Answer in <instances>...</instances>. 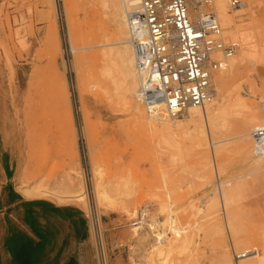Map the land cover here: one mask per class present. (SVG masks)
<instances>
[{
    "label": "rangeland",
    "instance_id": "374dc122",
    "mask_svg": "<svg viewBox=\"0 0 264 264\" xmlns=\"http://www.w3.org/2000/svg\"><path fill=\"white\" fill-rule=\"evenodd\" d=\"M246 1L252 5L235 23L252 39L250 60L217 99L224 122L218 129L205 127L198 148L197 132L170 140L125 107L117 88L119 67L109 66L111 78L104 74L105 55L115 47L103 45L115 40L116 27L101 0H0V206L12 191L22 195V182L64 194L84 185L86 207L53 195L44 200L84 213L95 262L93 217L108 264H161L165 256L155 257L157 251L166 252L178 231L193 245L168 253L172 264H222L226 255L238 264L235 254L250 251L262 256L264 158L251 137V145L243 144L241 132L248 116L264 122V71L258 66L264 0ZM224 37L243 48L241 40L225 32ZM241 99L242 109L236 106ZM199 157L209 163L210 175ZM96 192L102 201L95 200ZM229 195L235 197L236 230L251 244L247 250L237 249L232 239ZM207 197L218 203L213 213ZM159 236L165 243L157 242Z\"/></svg>",
    "mask_w": 264,
    "mask_h": 264
},
{
    "label": "built area",
    "instance_id": "2783aa9c",
    "mask_svg": "<svg viewBox=\"0 0 264 264\" xmlns=\"http://www.w3.org/2000/svg\"><path fill=\"white\" fill-rule=\"evenodd\" d=\"M123 1L139 81L138 99L148 115L174 120L189 108H204L215 75L240 50L238 42L224 37L217 0ZM240 5L232 0L229 6L235 10ZM251 136L255 152L264 158V127L254 129ZM92 227L96 262L108 264L97 218L93 217ZM254 252L235 254V260L240 262Z\"/></svg>",
    "mask_w": 264,
    "mask_h": 264
},
{
    "label": "bare ground",
    "instance_id": "6f19581e",
    "mask_svg": "<svg viewBox=\"0 0 264 264\" xmlns=\"http://www.w3.org/2000/svg\"><path fill=\"white\" fill-rule=\"evenodd\" d=\"M231 1L232 0H217V2H216L217 16L219 18L221 27L224 30L225 34H227L229 36H233V37L241 40L243 42V48H242V44L239 42L240 50L237 52L236 56L233 57L228 62L226 69H224L223 71L220 72L221 76L218 77L216 83L214 84V88H213V91L211 93L210 99L206 103L205 107L204 108H189L179 118L171 120V119H167L166 117H163V116L158 117V118H156L155 116L154 117L150 116V115H148L147 109L144 110L141 107L142 104L140 103V101L138 99L139 81H138L136 71H135V59H134L133 50H132V47H131L130 41H129V33L127 31L128 27H127V19H126V12H127L126 4L124 3L123 0H101L103 5L105 6V8L108 10V12H107L108 15H110L112 18L111 22L116 27L115 40L113 42H111L110 40H107L106 41L107 43H105V45H103V47H115L114 49L109 50V56L105 55L104 74L107 78H111L112 74H111V71L109 69V66L110 65L115 66L116 68L119 67V70H120L119 75H121L122 80H120L119 83L117 84V88L119 89V91L122 92L121 93L122 101L125 104V107L127 108V110L130 112V114L133 115V118H139V119H142L144 121H147L153 127V129H155L161 136L168 137V138H170V140L173 138L180 137L181 135H187L190 132H192L191 133L192 135L197 132L199 137L202 138V139H200L198 137V140L194 139V141L197 142L198 148H201L203 146V143L205 140V127L208 128L207 130H209V127L210 128L212 127L215 129V128L219 127L218 123L224 122V119H221V115H224V114L223 113L221 114V112L219 111V108L217 107V99L222 96L223 88L225 87L226 84H228L227 82H229V80H232V78L235 76V74L239 70L243 69L246 62L250 60L249 49H251L253 47L252 42H251L252 39L250 38V36L245 37V36L241 35V31L239 30V28L236 26V23H235L236 19L238 17L242 16L245 10H249V8L252 5V2H247L245 0V1H243V5L241 2V5H242L241 9L236 11V9H238L241 6L240 5L238 8L235 9V11H233L230 9V6H229ZM235 42H237V41H235ZM258 66H259V72H260V74H262L264 71V55H262L260 57V60L258 61ZM237 104L238 105H236V106H239L241 109L245 107V105H243L242 99L238 100ZM145 111H146V113H145ZM239 112H241V110H239L237 113H239ZM242 113L243 112H241V114ZM260 127H264L263 121L262 122L259 121L258 119L254 118V116L253 117L248 116L245 118V120L243 121V131L241 132V137L244 139L243 140L244 145L245 144H249V145L252 144L253 139L251 136L252 132H250V130L251 129L254 130V129L260 128ZM250 137H251L252 141L249 139ZM172 142H176V141L173 140ZM252 148L254 149V145H252ZM199 161H200L201 165L203 163L205 164L204 168H208L209 163H207V160H205V158L199 157ZM210 174H211V171L208 168L207 169V175H210ZM28 186L29 185L26 182H22L21 186L18 187V191L25 198L44 199V198L48 197L49 195H53L55 200H57L59 202H74V203L80 204L82 207H86V205H87V196L85 195L86 189H85L84 185H80L79 190H77L76 193H74V194H64V193L56 192V191L50 192V191L43 189V188H40V187L35 188V189H28ZM96 188H98V187L96 186L95 189ZM99 190L100 189H97V191H99ZM66 192H68V191H66ZM97 194L95 196L96 197L95 200L96 201H102L103 198L101 196H99V194L98 195ZM100 194H103V193H101V191H100ZM105 198H107L106 195H105L104 199ZM211 200H213V201H211ZM208 201H209V205H208L207 209L209 212L213 213V210L217 208L218 203L216 200H214L210 197H207V201L205 202V204ZM234 202H235V197L233 195L227 196L226 203H225L228 210H229L227 222H228V224L232 230L230 232L232 233V239H233L235 247L237 249L247 250L251 246V244H249L248 238L241 237L240 232H238L236 230L237 229V227H236L237 226V224H236L237 223V217L235 215V210L233 208ZM171 222H172V220H171ZM172 230L176 231L175 227H173ZM161 231H162V229H161ZM218 232H219L220 237L223 239L224 233H223L222 227L218 228ZM179 233H180V231H178L175 234V237L170 238L171 242L168 244V246H169V248H168L169 251L167 250L168 252L167 251L164 252L163 249L162 250L160 249L158 251H157L158 248L156 249L157 254L155 257L161 258L162 256H165L164 259L161 260L162 261L161 264H172V263L168 262L167 258H168V253L169 254L172 253V251L174 249H178L180 251H185L187 249L192 248L193 242H191L188 239V236L186 235L182 238L183 235L180 236ZM156 236H157V234H156ZM157 238H158L157 242L158 243L160 242V244L164 241L162 236H159ZM154 239H156V238H154ZM154 241H156V240H154ZM163 243H165V242H163ZM154 246L160 247L161 245L160 246L154 245ZM260 247H261L262 252H263L262 256H260V254H258V252L250 253L249 255H246V258L244 260L240 261V263L238 262V264H264V242L260 243ZM250 252H252V251H250ZM247 253H249V252H247ZM249 257H251V258H249ZM187 261L188 260H186V262ZM177 264H193V262L188 261L187 263H177ZM222 264H231L228 255L225 256V259H224Z\"/></svg>",
    "mask_w": 264,
    "mask_h": 264
},
{
    "label": "crops",
    "instance_id": "0c3cea01",
    "mask_svg": "<svg viewBox=\"0 0 264 264\" xmlns=\"http://www.w3.org/2000/svg\"><path fill=\"white\" fill-rule=\"evenodd\" d=\"M10 195L0 206V264H96L81 210Z\"/></svg>",
    "mask_w": 264,
    "mask_h": 264
}]
</instances>
